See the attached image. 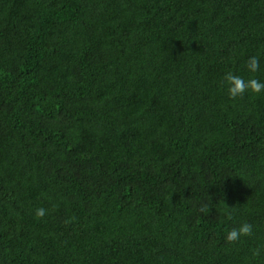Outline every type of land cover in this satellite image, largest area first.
<instances>
[{"label": "trees", "instance_id": "trees-1", "mask_svg": "<svg viewBox=\"0 0 264 264\" xmlns=\"http://www.w3.org/2000/svg\"><path fill=\"white\" fill-rule=\"evenodd\" d=\"M229 71L264 82V0H0V264H264V93Z\"/></svg>", "mask_w": 264, "mask_h": 264}, {"label": "clouds", "instance_id": "clouds-1", "mask_svg": "<svg viewBox=\"0 0 264 264\" xmlns=\"http://www.w3.org/2000/svg\"><path fill=\"white\" fill-rule=\"evenodd\" d=\"M247 70L255 74L260 70V59L258 56H251L246 62ZM222 85L227 86V91L230 99H236L237 97H243L246 93L251 92L254 94L264 93V82L259 81L255 76L250 77L248 80L243 79L240 76L235 75L233 72H227L222 80ZM201 211L207 213L209 211L208 206L205 205L201 208ZM48 214V210L39 207L36 209L35 215L37 219H42ZM231 215V213H228ZM74 218L66 220L65 223H70ZM254 235L253 225L251 223H243L238 228H232L227 231L225 240L228 244H237L241 241L242 237H252ZM264 246H257L252 250V256L258 258L262 255Z\"/></svg>", "mask_w": 264, "mask_h": 264}]
</instances>
